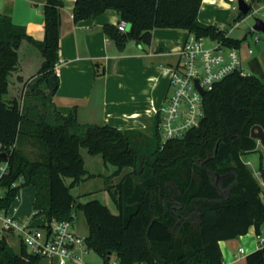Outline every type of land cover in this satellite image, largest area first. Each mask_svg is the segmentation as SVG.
Masks as SVG:
<instances>
[{
	"label": "trees",
	"instance_id": "obj_1",
	"mask_svg": "<svg viewBox=\"0 0 264 264\" xmlns=\"http://www.w3.org/2000/svg\"><path fill=\"white\" fill-rule=\"evenodd\" d=\"M201 4L202 0H76L73 18L79 21L115 9L130 24L126 31L105 26L120 48L130 40L151 43L155 28L185 29L240 48L242 39L199 20ZM63 6L62 0L46 1L43 40L0 12V164L8 162L0 180L5 188L0 208L11 209L20 190L32 185L34 218L74 221L77 209L85 212L87 247L102 257L103 264H110L114 253L120 264H224L221 240L239 238L252 227L257 235L263 232L264 188L243 156L257 146L252 127L264 128V75L234 72L217 82L204 95L201 126L182 139L164 143L158 117L152 135L82 124L75 110L62 114L53 102L56 89L50 78L55 75L58 81ZM248 14L240 12L237 19ZM26 42L40 48L44 62L22 96L7 100L10 77L19 68V50ZM83 148L101 154L107 167H115L106 178V189L117 213L98 198L78 203L72 194V187L96 175L86 168ZM126 168L130 171L122 175ZM259 169L264 180L262 163ZM66 177L72 179L69 185ZM42 259L25 246L18 253L6 238L0 239V264H40ZM244 264H264V245L249 253Z\"/></svg>",
	"mask_w": 264,
	"mask_h": 264
},
{
	"label": "crops",
	"instance_id": "obj_2",
	"mask_svg": "<svg viewBox=\"0 0 264 264\" xmlns=\"http://www.w3.org/2000/svg\"><path fill=\"white\" fill-rule=\"evenodd\" d=\"M46 1L0 0V12L14 23L24 26L36 40H43V8ZM62 1L60 60L55 68L58 87L53 96L57 109L65 115L75 110L82 124L111 125L122 130L138 129L152 135L156 112L169 88L171 67L180 61V50L189 32L179 28H155L151 43L130 40L124 48H120L105 31L106 25L118 26L121 21L115 9H106L93 18L74 21L76 0ZM235 3V0H202L198 18L236 38L230 33L234 27L230 28L232 20L237 21L241 12L233 8ZM233 10L238 11L237 16L232 13ZM250 49L247 55L253 52ZM240 50L247 69L260 71L262 64L259 59L249 58L242 52V46ZM19 59V68L13 76L24 85L39 74L44 56L39 47L26 42L19 50ZM34 199L35 191L30 200L31 206ZM23 208L22 202L13 209L18 217H31L37 224L47 221L44 215L34 218V209L31 212L26 211L27 207ZM38 218H42V221H38ZM249 233L258 236L254 227ZM14 238L17 237L6 236L9 244H14ZM232 241H220L224 263L244 264L245 260H241L246 259V255L238 257L239 246L236 248ZM40 264H44V258Z\"/></svg>",
	"mask_w": 264,
	"mask_h": 264
},
{
	"label": "built area",
	"instance_id": "obj_3",
	"mask_svg": "<svg viewBox=\"0 0 264 264\" xmlns=\"http://www.w3.org/2000/svg\"><path fill=\"white\" fill-rule=\"evenodd\" d=\"M235 1L233 8L239 9L238 0ZM245 1L250 5L251 11L253 0ZM128 25L126 20H121L118 28L126 31ZM255 39L259 38L256 36ZM206 40V37L189 33L180 50V61L171 67L169 88L156 112L164 143L171 139H182L190 130L201 126L205 117L204 95L217 82L234 72L243 76L253 74L244 67L240 48L227 46L221 40H214L213 46H207ZM246 163L253 167L251 161ZM7 170L8 162H2L0 180ZM254 172L258 179L262 177L258 169L254 168ZM261 185L264 188V180ZM4 191L5 188L0 184V198L3 197ZM7 235L16 236L21 246L29 249V253L39 255L51 264H86L79 254L80 249H88L86 237L75 229L74 221L47 220L43 224H37L31 218L18 217L12 208H0V239L6 238ZM257 243L258 247L264 245L263 234L257 236ZM245 254V248L240 246L238 257Z\"/></svg>",
	"mask_w": 264,
	"mask_h": 264
},
{
	"label": "rangeland",
	"instance_id": "obj_4",
	"mask_svg": "<svg viewBox=\"0 0 264 264\" xmlns=\"http://www.w3.org/2000/svg\"><path fill=\"white\" fill-rule=\"evenodd\" d=\"M240 12V11H239ZM234 15L237 16L238 11H232ZM261 19L264 21V0H253L252 2V10L250 13L244 17L241 20H232V26H234L231 30V35L235 36L238 39H242V52L247 55L249 48L253 49V52L250 55H247L249 58H257L261 62V70L260 72H257L258 75L263 76L264 75V32L254 29L253 26L256 23V19ZM258 36L259 39L256 40L255 37ZM215 44L214 40L211 38H207L206 45L207 46H213ZM244 56V55H243ZM245 57V56H244ZM244 59V58H243ZM246 60L244 61V67L247 69ZM263 68V69H262ZM10 91L8 94H6L5 98L9 100L13 95L22 96L23 91L27 88V85L31 81H27L26 83L21 84L17 78H15L13 75L10 77ZM23 85V86H22ZM152 133V131L150 130ZM82 154L85 159L86 168L89 170V172L96 174L94 177H91L89 179H86L81 184L76 185L71 188L72 194L77 198V202H87L91 199L98 198L102 202L106 203L109 208L116 212L118 209L116 208V205L112 199L111 194L107 189H105L107 185L106 178L112 174L115 167L109 166L107 167L104 163L103 157L101 154H90L86 148L82 149ZM243 158L246 161H251L253 163V167L259 169L260 163L263 164L264 167V147L263 145L258 141L257 146L254 151L248 153L247 155H244ZM253 173L254 168L250 166ZM130 168H126L122 175L129 172ZM121 176L115 177L114 182H118L120 180ZM71 178L66 177L65 181L69 185L71 183ZM261 183L263 180V177L258 179ZM34 187L32 185L23 187L21 191L19 192L18 198L15 200L12 210L15 209L20 203H24V208L27 210L33 211V206L30 205V200L32 198V195H34ZM21 206V205H20ZM19 208V207H18ZM33 216V214H32ZM27 218V217H26ZM31 218V217H30ZM38 221H42V218H38ZM74 225L75 229L84 237H87L89 234V226L86 221L85 212L82 209H77L75 213L74 218ZM264 227V226H263ZM264 235V230L262 232ZM242 242H241V240ZM240 239H233L232 244L237 248L238 246H243L246 250V256L255 251V249L259 248L257 243V237L254 234H246L243 235ZM14 244H10L12 248L16 252L21 251V246L19 243L18 238L13 239ZM29 250V249H28ZM79 254L82 257V260L86 264H103L102 257L96 253L92 249H86L83 251L80 249ZM245 259H242L241 262H244ZM44 264H51L47 259H44ZM110 264H120L119 259L117 255L114 253L111 256Z\"/></svg>",
	"mask_w": 264,
	"mask_h": 264
},
{
	"label": "water",
	"instance_id": "obj_5",
	"mask_svg": "<svg viewBox=\"0 0 264 264\" xmlns=\"http://www.w3.org/2000/svg\"><path fill=\"white\" fill-rule=\"evenodd\" d=\"M238 7H239V10L243 14H248L250 11V5L245 0H238ZM253 28L264 32V21L257 18L256 23L253 26ZM50 82H51L52 88L57 89L58 81L55 75L51 76ZM201 92L204 93V90L201 89ZM251 136L257 139L264 147V128L261 125L256 124L252 127ZM218 147H219V143L217 144L215 152L218 151ZM6 156H7V153H4V157Z\"/></svg>",
	"mask_w": 264,
	"mask_h": 264
}]
</instances>
